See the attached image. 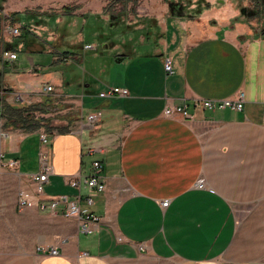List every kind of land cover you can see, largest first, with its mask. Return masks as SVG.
Returning <instances> with one entry per match:
<instances>
[{"label":"crops","instance_id":"obj_1","mask_svg":"<svg viewBox=\"0 0 264 264\" xmlns=\"http://www.w3.org/2000/svg\"><path fill=\"white\" fill-rule=\"evenodd\" d=\"M129 5L110 18L105 9L83 11L77 42L70 39L77 8L67 15V4L17 20L29 28L49 25L55 37L32 32L19 43L15 62L0 59V217L16 212V194L6 200L2 175H15L18 195L24 191L34 202L74 198L78 190L70 181L93 175L99 161L106 189L90 207L101 219L93 233L80 230L75 218L43 215L36 207L20 211L34 221L22 225L20 252L0 257V264H264V20L249 19L240 0ZM90 18L97 25L88 32ZM117 22L128 28L127 49L113 38L98 40L101 28ZM100 46L123 58L127 78L113 81L112 71L103 79L95 62L80 71L82 55ZM116 87L128 95H101ZM242 92V111L195 105ZM177 105L193 118L165 114ZM95 111L102 119L90 132L82 125ZM43 133L50 138L46 147ZM42 150L53 172L38 195L28 176L40 171ZM6 226L0 224V235Z\"/></svg>","mask_w":264,"mask_h":264},{"label":"rangeland","instance_id":"obj_2","mask_svg":"<svg viewBox=\"0 0 264 264\" xmlns=\"http://www.w3.org/2000/svg\"><path fill=\"white\" fill-rule=\"evenodd\" d=\"M129 2L131 9H137L136 4L138 0H0V9L9 16L14 12H21L23 15L21 19L25 18V13L30 12H37V13H54V11H61L62 5L67 4L69 6L76 7L77 10L75 11L74 19L72 20V32H71V41L77 42L83 38V34L80 33L81 29L79 30L78 25V15H80L83 11L89 10L90 13H97L103 11L105 9L107 18H110L113 15H117L120 13V9L123 7L124 2ZM176 2V0H171ZM181 2V0H177ZM264 1V0H263ZM240 3L246 5L248 11H255V15H247L248 18H252L254 20H264V4L258 3L255 0H240ZM264 3V2H263ZM138 6V5H137ZM114 17V16H113ZM115 21V20H114ZM24 21H13L8 20L5 22L7 26H22L25 24ZM52 27V26H51ZM104 29H100L101 34H105L102 38L103 39H111L113 38L116 42L120 45H124L125 41L129 38L128 36V28L125 24L121 22H117L115 26H104ZM30 30L35 33L38 37H42L45 39L51 38L54 41L53 30L50 29L49 25H36L35 22H31ZM107 34V35H106ZM130 43V42H129ZM37 45H40L37 43ZM129 45V44H127ZM127 45H124L123 49H127ZM140 48L137 44L136 48ZM80 50V49H78ZM84 50L86 48L84 47ZM19 54V53H18ZM97 54L99 56L98 59L94 58V55ZM81 62V69L86 66H90L91 62H95L100 64L104 69L103 73H100V77L103 79H109L110 74L113 71L112 80H120L122 76L124 78L128 77L127 74V67L126 64L123 62H117L116 57L113 56L110 49H106L103 46H100L94 52H86L80 58ZM2 184L4 185L5 189V198L6 200L10 199V202L15 198V208L16 212L12 215H2L0 218L1 223H8L9 227H5L2 231L3 235H0V257L10 258L13 257L15 254L20 252L19 242L22 238L23 230L22 225H26L27 223H32L34 218L31 215H27L26 213H21L18 209V188L16 186L17 177L15 175H11L7 178L6 175H2L1 178ZM10 184V185H9ZM2 210V209H1ZM42 213V212H41ZM43 215H46L42 213ZM48 216V215H47ZM3 259V258H2Z\"/></svg>","mask_w":264,"mask_h":264},{"label":"built area","instance_id":"obj_3","mask_svg":"<svg viewBox=\"0 0 264 264\" xmlns=\"http://www.w3.org/2000/svg\"><path fill=\"white\" fill-rule=\"evenodd\" d=\"M22 26H7L4 25L3 32L5 36H19ZM86 49H92V45H86ZM18 52L12 50H4L2 53V60L15 62L18 59ZM165 70L168 73L173 72V67L170 60L165 61ZM47 91H52L53 86L48 85ZM117 94L126 96L128 91L121 88H108L101 95L105 98H111ZM21 96H17L20 99ZM245 104V93H240L236 99H196L195 105L203 109L209 110H222L230 108L235 111H242ZM4 109V102L0 100V110ZM165 114L167 116L182 115L186 120L192 119L193 115L188 111L185 105H177L173 107H166ZM102 114L100 112L90 113L87 117V123L83 124L82 128H88L90 132H93L99 123L101 122ZM42 147L49 145L50 138L48 133L41 135ZM90 153L94 152V149L88 147ZM41 169L36 173L29 174V178L35 183L36 192L38 195H43L45 192V185L49 183L50 175L53 172V167L50 164L48 153L44 150L40 153ZM13 162L11 165H15ZM101 162L96 161L94 163L95 172L91 176L84 178L78 177L70 181V185L78 190L77 195L72 198L69 195H58L50 199L41 198L39 201L34 202L27 197L24 191H20L18 195V209L24 211L27 208L36 207L40 212L50 216H64L66 218H75L79 223L80 230L85 233H93L97 230L100 224V217L90 210V207L94 205V195L96 193L103 192L106 189V182L101 177ZM204 180L198 181L197 186L199 188L204 187ZM164 207L169 205V201L166 200L162 203ZM40 251L49 252L51 255H58L59 250L55 247L46 248L39 247Z\"/></svg>","mask_w":264,"mask_h":264},{"label":"trees","instance_id":"obj_4","mask_svg":"<svg viewBox=\"0 0 264 264\" xmlns=\"http://www.w3.org/2000/svg\"><path fill=\"white\" fill-rule=\"evenodd\" d=\"M199 1L202 2L204 0H199ZM255 1H257L258 3H261V1L264 2L263 0H255ZM210 6L211 5L208 3H206V5H205V7H207V8ZM75 9H76V7L67 6V7H64L63 12L67 15H71V13ZM172 10L174 13L180 14L182 11V7L178 4H173ZM201 10H202V8L199 7L197 9V12L199 13V12H201ZM21 15H22V13H20V12H14L11 15L6 16L2 11H0V59H2V53L4 50L16 51V49L19 46V43L23 42L24 38L32 33V31L30 30V28L28 26H23L19 36L12 37L13 40L11 42L6 40L4 32H3L5 22L8 20H11V22L13 23V21H17ZM96 25H97L96 20L93 19L91 21V18H90V20L87 22V25H86L88 32L96 29Z\"/></svg>","mask_w":264,"mask_h":264},{"label":"water","instance_id":"obj_5","mask_svg":"<svg viewBox=\"0 0 264 264\" xmlns=\"http://www.w3.org/2000/svg\"><path fill=\"white\" fill-rule=\"evenodd\" d=\"M243 13H244L245 15H251V16H252V15H255V12H254V11H248V9H246V8L243 10ZM122 60H123V58H122V57H119L117 61L121 62ZM0 114H1V113H0Z\"/></svg>","mask_w":264,"mask_h":264}]
</instances>
